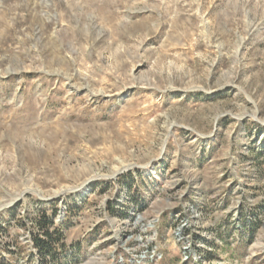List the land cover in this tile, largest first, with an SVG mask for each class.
<instances>
[{
    "label": "rangeland",
    "instance_id": "rangeland-1",
    "mask_svg": "<svg viewBox=\"0 0 264 264\" xmlns=\"http://www.w3.org/2000/svg\"><path fill=\"white\" fill-rule=\"evenodd\" d=\"M0 264H264V0H0Z\"/></svg>",
    "mask_w": 264,
    "mask_h": 264
},
{
    "label": "water",
    "instance_id": "water-1",
    "mask_svg": "<svg viewBox=\"0 0 264 264\" xmlns=\"http://www.w3.org/2000/svg\"><path fill=\"white\" fill-rule=\"evenodd\" d=\"M93 181H95V180H89L85 185V189L83 190V191H79L80 193H89V191H88V188L90 187V185L93 183ZM38 194H40L39 192H38ZM23 196H24V194H23ZM20 201V199H18V200H16V202H15V204L17 203V202H19Z\"/></svg>",
    "mask_w": 264,
    "mask_h": 264
},
{
    "label": "trees",
    "instance_id": "trees-1",
    "mask_svg": "<svg viewBox=\"0 0 264 264\" xmlns=\"http://www.w3.org/2000/svg\"><path fill=\"white\" fill-rule=\"evenodd\" d=\"M36 246L40 249H43V247H45V242H42L41 240L40 241H37V244Z\"/></svg>",
    "mask_w": 264,
    "mask_h": 264
},
{
    "label": "bare ground",
    "instance_id": "bare-ground-1",
    "mask_svg": "<svg viewBox=\"0 0 264 264\" xmlns=\"http://www.w3.org/2000/svg\"><path fill=\"white\" fill-rule=\"evenodd\" d=\"M84 186H86V185H84ZM84 186H83L82 188H80L79 190H80V191H83V190H84Z\"/></svg>",
    "mask_w": 264,
    "mask_h": 264
}]
</instances>
